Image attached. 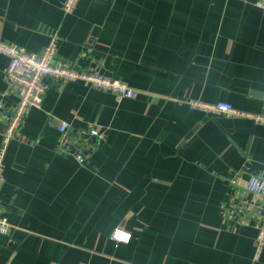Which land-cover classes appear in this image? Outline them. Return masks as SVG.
<instances>
[{"label":"crops","instance_id":"obj_1","mask_svg":"<svg viewBox=\"0 0 264 264\" xmlns=\"http://www.w3.org/2000/svg\"><path fill=\"white\" fill-rule=\"evenodd\" d=\"M0 0V38L37 50L53 34L69 64L127 82L118 100L82 81L50 83L2 158L0 264H264L253 225L229 217L264 200V8L256 0ZM0 120L18 97L5 94ZM225 101L246 114L205 112ZM92 123L83 159L60 147ZM1 147V137H0ZM129 242L112 238L116 229Z\"/></svg>","mask_w":264,"mask_h":264},{"label":"built area","instance_id":"obj_2","mask_svg":"<svg viewBox=\"0 0 264 264\" xmlns=\"http://www.w3.org/2000/svg\"><path fill=\"white\" fill-rule=\"evenodd\" d=\"M79 0H63L62 9L64 13L74 12ZM255 5L264 8V0H256ZM49 42L37 50H28L24 46L10 43L0 38V54L8 58V64L3 70V78L6 83L5 94L18 97L9 113V116L0 120V191L5 182L2 158L7 150L10 139L14 136L17 128L22 125L25 114L32 108H41L44 97L52 81H82L86 85L111 91L118 100L123 98H135L136 90L127 82L117 80L105 75L101 70H85L69 64L59 55L58 34H53ZM192 107L205 112H224L226 114H246L237 110L233 104L225 101H218L214 104L190 100ZM4 107L0 102V113ZM255 121L264 122L263 116H256ZM67 121L59 125L61 138L60 147L68 151L74 148L77 159H83L84 151L90 146L89 137L105 138V131L99 127L97 122L92 123L88 130V136H72ZM246 190L264 200V173L252 174L246 184ZM229 217L239 216L241 222L246 225H253L256 231V258H258L264 247V204L257 205L254 209H247L242 203L231 204L227 210ZM10 222L6 214L0 210V234L7 235L10 232ZM112 238L118 242H129L131 233L116 229Z\"/></svg>","mask_w":264,"mask_h":264},{"label":"trees","instance_id":"obj_3","mask_svg":"<svg viewBox=\"0 0 264 264\" xmlns=\"http://www.w3.org/2000/svg\"><path fill=\"white\" fill-rule=\"evenodd\" d=\"M6 57V56H5Z\"/></svg>","mask_w":264,"mask_h":264}]
</instances>
